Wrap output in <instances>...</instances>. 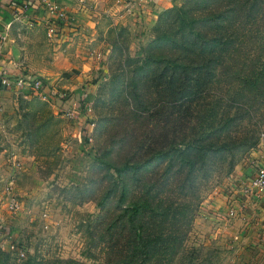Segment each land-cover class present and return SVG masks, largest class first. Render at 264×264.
Returning <instances> with one entry per match:
<instances>
[{
  "label": "trees",
  "instance_id": "obj_1",
  "mask_svg": "<svg viewBox=\"0 0 264 264\" xmlns=\"http://www.w3.org/2000/svg\"><path fill=\"white\" fill-rule=\"evenodd\" d=\"M153 34L136 56L113 44L106 146L90 154L87 183L101 264H182L200 188L233 172L264 130V0H184ZM0 264L90 263L0 250Z\"/></svg>",
  "mask_w": 264,
  "mask_h": 264
},
{
  "label": "rangeland",
  "instance_id": "obj_2",
  "mask_svg": "<svg viewBox=\"0 0 264 264\" xmlns=\"http://www.w3.org/2000/svg\"><path fill=\"white\" fill-rule=\"evenodd\" d=\"M47 24L31 32L36 44L24 43L25 49L33 52L28 65L34 69L20 74L41 77L48 85V94H52L51 90L70 94L76 113L64 115V102L57 97L52 100L29 89L8 88L0 105V250L17 262L27 258L76 259L101 264L103 247L93 248L90 235L99 210L94 201L87 199V183L95 163L90 154L101 156L106 146L101 125L111 111L107 91L110 74L116 67L114 56L119 54L113 44L117 41L123 56H136L152 40L155 23H138L129 29L112 26L103 16L97 28L98 38L86 34V39L78 33L70 47L68 40L55 41L58 38L49 32ZM121 28L122 35L118 36ZM89 61L91 65L86 70L92 74V82L82 77L85 84L79 91L73 94L66 90L64 83L78 78ZM72 67L77 71L70 72ZM242 159L232 174H218L203 190L200 188L201 201L215 189L229 187L230 175ZM7 184L14 206L8 205L4 190ZM191 226L184 241L186 250L180 253L182 264H224V249L205 243L202 233H198L204 229L201 224L192 222ZM10 244L14 249L9 248ZM171 264H179V260Z\"/></svg>",
  "mask_w": 264,
  "mask_h": 264
},
{
  "label": "crops",
  "instance_id": "obj_3",
  "mask_svg": "<svg viewBox=\"0 0 264 264\" xmlns=\"http://www.w3.org/2000/svg\"><path fill=\"white\" fill-rule=\"evenodd\" d=\"M27 2L28 0H0V70H5L8 74L20 73L23 70L33 71L34 67L28 65V59L33 52L31 48L25 49L24 43L32 41V44H36V38L31 32L39 30L40 26L44 28V25L53 22L54 36L55 39L58 38L55 41L68 40L70 47L78 33H82L86 39V34L98 38L97 28L99 29L103 16L108 18L112 26L122 25L129 29H133L138 23L151 26L162 10L177 4L179 0ZM51 6L56 7V14L51 12ZM103 39L102 36L101 40ZM90 61L84 64L78 78L69 79L64 83L66 90L72 91L73 94L79 91L85 84L82 77L92 82L93 76L86 70L91 65ZM99 70L102 72L103 69ZM69 71L77 70L72 67ZM10 90L17 91L16 88ZM7 91L8 89L0 88V105L5 101ZM259 144L264 145V135L256 146ZM255 155L256 152L252 148L236 166L233 176L230 175L229 187L225 190L215 189L207 195L201 201L194 217L193 224H201L204 228L198 233H202L205 243H211V246L222 248L227 253L224 264H264V198H249L241 192L243 185L255 172V165H251V159ZM229 210H232V216L228 214Z\"/></svg>",
  "mask_w": 264,
  "mask_h": 264
},
{
  "label": "built area",
  "instance_id": "obj_4",
  "mask_svg": "<svg viewBox=\"0 0 264 264\" xmlns=\"http://www.w3.org/2000/svg\"><path fill=\"white\" fill-rule=\"evenodd\" d=\"M32 0H28L29 2ZM51 12L53 14H56V7L51 6L50 7ZM52 24L49 25V32L54 33V24L53 22H50ZM1 40L2 36L0 35V47H1ZM0 55H1V48H0ZM48 85L44 80L37 76V75H30L27 76L25 74H20V73H12L8 74L7 71L5 70H0V88L4 89H10V88H16L18 90H23V89H29L39 95H41L43 98L46 97H51L52 100L54 98H59L63 100V104L65 106L63 114L66 115L67 117L69 116H74L76 113L75 109L71 106L73 99L72 96L67 93H56L55 91L51 90L52 94H48ZM48 94V95H47ZM54 97V98H53ZM262 136L264 135V130L262 132ZM256 152V155L253 156V159H251V165H255V172L253 173V176L250 178V180L243 185L241 188V192L244 196L249 197V198H264V145L259 144L258 146L253 148ZM10 184H7L6 187H4L5 192L8 195V205L9 206H14L15 202L12 199V196L9 192V187ZM229 215H233L232 210L228 211ZM6 234V232H5ZM9 248L12 250L13 245L10 244Z\"/></svg>",
  "mask_w": 264,
  "mask_h": 264
}]
</instances>
